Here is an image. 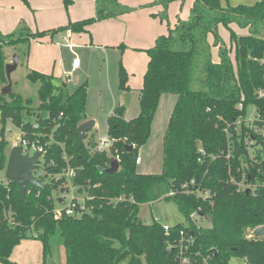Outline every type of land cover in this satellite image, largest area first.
<instances>
[{
    "label": "trees",
    "instance_id": "trees-1",
    "mask_svg": "<svg viewBox=\"0 0 264 264\" xmlns=\"http://www.w3.org/2000/svg\"><path fill=\"white\" fill-rule=\"evenodd\" d=\"M63 1L68 6L72 0ZM173 1L152 0L148 6L161 5L159 17L164 20ZM129 10L118 0H95L93 16L69 20L51 31L85 32L95 21ZM222 26L228 30L229 45L219 35ZM46 32H24L16 37L10 33L0 38L4 82L3 47ZM212 47H218L217 61L212 58ZM145 51L149 60L139 89V113L125 119L123 107H115L106 120L107 135L113 139L109 150L95 151L96 141L87 140V133L83 140L78 138L77 126L87 119L86 81L70 92L64 82L55 83L52 75L30 69L27 78L38 83L36 111L31 98L11 93L9 101L2 99V125L10 120L30 138L41 134L43 142L50 135L53 140L42 158L40 178L47 187L27 184L21 198L15 183L0 179V264H17L10 256L22 239H38L46 255L56 236L65 264H229L231 258L264 264V236L248 237L251 230L264 227V176L258 175L260 185L254 191L236 190L230 175L237 177L243 148L234 135L223 131L224 121L238 114L236 103H254L255 91L263 84L264 67L259 59L264 54V0L234 5L228 0H192L187 18L178 17L173 25L168 24L166 33ZM127 78L120 63L119 88H128ZM164 92L175 94L176 101L162 137V171L141 173L135 158L149 137ZM43 111L47 117H41ZM3 131L2 126L0 171L8 157ZM130 144L133 149L127 151ZM231 144L233 155L227 156ZM115 156L119 170L103 172ZM67 167L74 170L71 181L76 191L90 197L86 202L91 209L80 217L55 218L53 199L64 178L54 176ZM247 170L254 178L256 165ZM199 190L208 193L203 197ZM160 199L173 200L185 220L169 225L168 233L160 221L138 218L141 204ZM195 211L210 226H196L191 219Z\"/></svg>",
    "mask_w": 264,
    "mask_h": 264
},
{
    "label": "crops",
    "instance_id": "crops-1",
    "mask_svg": "<svg viewBox=\"0 0 264 264\" xmlns=\"http://www.w3.org/2000/svg\"><path fill=\"white\" fill-rule=\"evenodd\" d=\"M20 1L21 0H11L12 3H19ZM34 1L35 0H26L24 2L31 3L33 6ZM151 1L152 0H118V2L122 5L129 7L130 10L115 17L95 21L87 27L85 32L77 33L70 31L69 39L70 42L74 44L72 49L64 44L63 39L69 30H60L49 33L52 29L63 26L61 24L53 23L43 25L39 29H31L28 26V29L21 31V33H24L47 30L42 37L29 38V42L44 43L55 46L51 49L50 55L52 57V61L57 62V66H59L62 73H67L66 71H68L73 72V75H75V73L80 71L82 68H85V70L88 71L87 69L93 65V61L95 59L106 61V68L102 69L101 65L99 68L103 78L98 82H94V86L90 85L87 80H82V78L80 83L79 80L75 81L72 89H69V83L72 78L67 79V81L64 82L65 87L70 92L82 82H87V99L85 104L87 119L94 120L93 129L98 127V121L105 123L106 136H108L106 120L107 117L113 113L115 107H123V116L125 119H131L138 115L139 89L142 86L143 75L149 60L145 49L154 44L157 36L166 33L168 24L173 25L178 17L186 19L189 14V8L192 4V0H185L182 4L177 0L169 3L166 9L168 19L167 21H163L159 17V14L163 11V7L161 5L148 6ZM83 13L84 16L77 19L75 18L74 20H80L93 16L95 13V0H88ZM21 26L25 27L24 24ZM120 45L123 46L120 47ZM74 57L78 58L79 65L75 69H72L71 61ZM215 61H217V59ZM120 63H122L128 74L127 89H121L118 85V71ZM63 65H66V71L62 70ZM32 69L39 71L35 68ZM58 71L59 69L56 73H58ZM39 72L45 73L44 71ZM52 75L55 76L54 74ZM92 95L93 98L91 99ZM89 98L91 100V108L88 106ZM92 100L95 102L96 106L92 104ZM175 101L176 95L173 93L164 92L160 95L159 102L151 122L150 134L146 141L147 143L145 144L148 145L149 139L151 138L150 144L152 141L160 142L162 147L163 133L165 131L168 118L173 110ZM98 141L96 140V142ZM142 147L143 146H141L138 151L140 157V149ZM141 164L142 157L141 161L136 164V167ZM32 247L35 248V252L38 251L37 243L32 242ZM14 249L10 256L11 261L17 264H22V261H20L17 257H14ZM60 255V264H62V250L57 251L54 248L53 251L51 249L49 253L44 255L42 248V264H47V261H51L48 264H58L57 258L59 259Z\"/></svg>",
    "mask_w": 264,
    "mask_h": 264
},
{
    "label": "rangeland",
    "instance_id": "rangeland-1",
    "mask_svg": "<svg viewBox=\"0 0 264 264\" xmlns=\"http://www.w3.org/2000/svg\"><path fill=\"white\" fill-rule=\"evenodd\" d=\"M230 4L238 3H253L256 0H228ZM88 0H72L68 6H65L63 0H35L33 6L31 3H25L20 1L19 3H12L11 0L0 1V38H5L6 35L12 33L13 37L19 36L21 31L28 29L41 28L43 25L58 23L65 25L69 20H74L75 18H81L84 16V8L87 6ZM94 10V9H93ZM168 15L166 12V17L163 21H167ZM24 24L25 27L21 25ZM57 26V25H56ZM53 31H50L51 33ZM237 34H242V32L237 30ZM219 35L223 39L226 45H229V33L223 26L220 27ZM33 38V37H31ZM36 38V37H34ZM212 39V38H211ZM55 47L50 44L44 43H30L29 40L18 42L15 44H10L3 47L4 53V78L5 75V65L12 62L14 56L17 57V65L10 72V82H11V93H16L24 98H31L33 101L32 109L36 111L38 105L37 97V82H31L27 78V72L35 68L39 71H44L46 74L53 76L55 83L66 82L67 79H71L69 83V89L73 88L75 81L87 80L90 85L94 86V82H98L103 78L99 68H106V61L95 59L93 65H91L86 71L82 68L80 71L73 75V72H68L65 70L66 65L62 66V70L70 73V76H66L65 73L60 71L61 69L57 66V62L52 61L51 49ZM213 60L218 59V47H212L211 49ZM67 64V63H65ZM101 65V66H100ZM59 69L58 73L57 70ZM69 70V69H67ZM85 70V71H84ZM38 71V72H39ZM52 73V74H51ZM72 75V76H71ZM59 76V77H56ZM83 76V77H82ZM67 77V78H66ZM82 78V80H81ZM7 83L4 82L0 74V102L2 99L7 101L10 100L9 94H3L2 89ZM92 93V90H91ZM93 95L91 96V99ZM92 104L96 106L95 102L92 100ZM88 106L91 108V100L89 98ZM34 114L30 116L33 120ZM99 125L96 129L92 128L87 132V140L98 141L99 139H104L106 137V126L105 123L98 121ZM4 127L3 135L7 141V154H9L10 149L13 147L14 142L19 139L20 126L12 123L10 120H6L4 125L0 122V129ZM21 129V128H20ZM153 139V138H152ZM157 139V138H156ZM149 139L148 145L145 144L140 149V154L142 157V164L136 167L137 171L147 172L150 174H159L162 171V147L160 142L152 141ZM147 143V142H146ZM4 171H0V179L4 178ZM54 193V191H53ZM80 194H86L81 191ZM138 218L144 222L151 221L154 218H158L163 224L173 225L176 223L185 222L183 215L178 210L175 202L171 199H160L151 201L148 203L141 204L139 207ZM191 219L195 221L196 226L208 227L211 222L204 219L203 217H194ZM249 232V231H248ZM32 242L38 244V251L35 252V248L32 247ZM51 249L55 248L57 251L62 250V264H65V255L61 240L58 236L52 238ZM14 257H17L22 264H42L41 255L42 247L41 243L35 238H25L16 246L13 252ZM50 259V258H49ZM58 264H60L61 255L59 257ZM51 261H47V264ZM229 264H241L236 258H231Z\"/></svg>",
    "mask_w": 264,
    "mask_h": 264
},
{
    "label": "built area",
    "instance_id": "built-area-1",
    "mask_svg": "<svg viewBox=\"0 0 264 264\" xmlns=\"http://www.w3.org/2000/svg\"><path fill=\"white\" fill-rule=\"evenodd\" d=\"M70 30L67 32L66 36L63 37L64 44H66L70 49L74 46L69 39ZM259 63L264 67V54L259 59ZM72 69H75L79 65V60L74 57L71 61ZM66 76H70V73H65ZM67 78V77H66ZM256 101L254 103H245L244 100H239L235 107L238 114L231 121H224L223 131L229 136L234 135L236 137L237 143L242 145V153L238 156L239 165L237 168V177L233 174L230 175V182L233 183L237 191H242L249 189V192L254 191L260 182L258 181V175L264 176V168L261 166L264 160V75L263 84L259 86L255 91ZM62 113H60L61 115ZM218 119L221 117L218 115ZM21 128V126H20ZM19 139L14 142L13 146H19L22 154L38 155V162L36 163L32 174L41 179L40 176L43 175L42 168V158L46 152V146L53 140L50 135L45 142L41 140V134L32 135L30 138L25 130L20 129ZM113 143V139L106 136L104 139H100L96 142L94 146L95 151L109 150ZM234 144H231L230 152L227 154L233 155ZM201 150V149H200ZM117 159L118 157L115 156ZM141 161V157L138 154L135 158V163L138 164ZM200 161V159H199ZM256 165V170L254 173V178L251 177L252 172L248 171L249 166ZM50 176V175H48ZM74 176V170L67 167L62 170L61 173L55 174V179L63 177L64 181L61 184L59 192L54 195V207L53 214L55 218H60L63 215L80 217L82 214L89 212L91 207L87 204V200L90 197L87 194H80L76 191V187L72 184L71 179ZM5 179V178H4ZM6 180V179H5ZM42 180V179H41ZM43 183L44 180H42ZM264 183V181H261ZM194 184V181L191 182ZM183 187H185L183 185ZM186 188V187H185ZM170 191L169 194H173ZM208 193V190L198 191L199 195H204ZM120 199V198H119ZM202 217L198 212H193L191 217ZM204 218V217H203ZM159 221L158 218H154ZM163 229L166 233L169 232V224H163ZM253 230L249 232L248 237L254 236ZM183 261H188L187 257H182ZM241 264H249L245 258H237Z\"/></svg>",
    "mask_w": 264,
    "mask_h": 264
},
{
    "label": "water",
    "instance_id": "water-1",
    "mask_svg": "<svg viewBox=\"0 0 264 264\" xmlns=\"http://www.w3.org/2000/svg\"><path fill=\"white\" fill-rule=\"evenodd\" d=\"M17 65V57L14 56L12 62H9L5 65V75L7 83L2 89L3 94H9L11 92V82H10V72ZM48 114L46 111L41 113V117H47ZM94 120L86 119L78 124L77 126V135L80 140L85 138L86 133L93 128ZM133 145H127L126 150L131 151ZM38 162V155H28L22 154L19 146H13L8 154L7 163L4 171V178L7 181L13 182L18 187V194L21 198H24L25 190L27 184L34 185L40 189L47 187V183H43L41 179L35 177L32 174L36 163ZM119 170V160L116 157H111L109 160V165L103 169L105 173H116ZM246 193H249V189L245 190ZM254 236H264V227L258 226L253 231Z\"/></svg>",
    "mask_w": 264,
    "mask_h": 264
}]
</instances>
